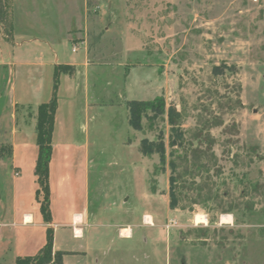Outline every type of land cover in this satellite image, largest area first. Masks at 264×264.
<instances>
[{
    "label": "rangeland",
    "instance_id": "1",
    "mask_svg": "<svg viewBox=\"0 0 264 264\" xmlns=\"http://www.w3.org/2000/svg\"><path fill=\"white\" fill-rule=\"evenodd\" d=\"M43 2L36 3L37 12L44 10ZM83 5L48 0L49 18L35 24L56 39L72 26V42H59L56 49L69 58L72 47L87 53L92 83L105 94L101 102L118 117L119 129H113L108 112L99 124L98 197L111 206L118 197L120 204L126 197L144 203L164 229L157 246L143 242L145 229H135V252L122 253L119 264H264V0ZM62 73L69 78L74 69ZM156 99L164 110H148L141 131L129 121L125 130L127 103ZM0 134L6 139L9 129ZM143 140L162 148L144 155ZM133 163L147 171L143 186ZM198 217L206 222L198 223ZM107 231L105 244L112 250L130 246L116 229ZM60 238L67 242L62 248L79 249L82 243L67 232ZM80 262L71 258L64 264Z\"/></svg>",
    "mask_w": 264,
    "mask_h": 264
},
{
    "label": "crops",
    "instance_id": "2",
    "mask_svg": "<svg viewBox=\"0 0 264 264\" xmlns=\"http://www.w3.org/2000/svg\"><path fill=\"white\" fill-rule=\"evenodd\" d=\"M37 2L10 0L11 28L0 38V131L9 129L6 139L0 134V146L11 147L10 155L0 157V264H15L19 257L36 255L46 245L48 231L53 233L55 252L71 253L64 256L63 264L71 258L81 260L80 264H119L117 257L122 253L127 256L135 252V229H145L143 242L151 240L153 246L161 241L164 229L155 212L144 203L131 202L126 197L120 204L118 197L111 206L98 197L103 173L102 149L95 147L99 124L108 112L113 129H119L118 117L112 106L101 102L105 94L92 83L87 53L72 47L69 58L56 49L59 42H72V26L58 39L38 28L35 21L47 20L49 13L48 0H44L45 8L39 12L35 10ZM83 4L85 7L86 0ZM61 67L73 68L74 74L67 78L61 72L58 89L54 90L55 76ZM94 73L98 75L95 70ZM54 96L57 108L49 177L51 220L47 222L41 211L42 197L37 199L36 124L38 107ZM125 121L126 130L127 115ZM131 168L143 186L145 167L133 163ZM93 174L97 182L95 197ZM107 229H116L117 238L130 246L112 250L114 246L105 244ZM64 232L82 241L79 249L62 248L67 245L60 238ZM142 256L150 259L152 253Z\"/></svg>",
    "mask_w": 264,
    "mask_h": 264
},
{
    "label": "trees",
    "instance_id": "3",
    "mask_svg": "<svg viewBox=\"0 0 264 264\" xmlns=\"http://www.w3.org/2000/svg\"><path fill=\"white\" fill-rule=\"evenodd\" d=\"M9 1L0 0V27L5 31H9L11 23L9 19ZM8 3V4H7ZM57 70L56 78L62 72V69ZM57 86V85H56ZM55 86V90L57 87ZM156 104V106H155ZM57 108L56 97L54 96L49 103L41 104L38 107L37 112V124H36V143L39 149L38 158L35 166V176L37 178V184L39 186L37 190V199L42 197L41 211L45 221L50 222V162L53 152L52 135L54 128V116ZM128 108V121L129 125L137 131L143 129L142 120L144 117H148V110H153L155 114L158 109L163 111L165 108L164 102L161 99H156L155 103H140L137 101H131L127 103ZM157 110V111H156ZM171 122L174 119L170 113ZM162 148L160 144H152L149 141L143 140L141 142V153L144 155H151L154 149L158 150ZM11 153L10 146H0V157L8 156ZM71 253L55 252L53 246V233L48 231L46 245L34 256L17 258L15 264H63V258L65 255Z\"/></svg>",
    "mask_w": 264,
    "mask_h": 264
},
{
    "label": "bare ground",
    "instance_id": "4",
    "mask_svg": "<svg viewBox=\"0 0 264 264\" xmlns=\"http://www.w3.org/2000/svg\"><path fill=\"white\" fill-rule=\"evenodd\" d=\"M223 221H225L226 223H229L231 221L230 217H224ZM206 220L203 217H198V223H205Z\"/></svg>",
    "mask_w": 264,
    "mask_h": 264
},
{
    "label": "built area",
    "instance_id": "5",
    "mask_svg": "<svg viewBox=\"0 0 264 264\" xmlns=\"http://www.w3.org/2000/svg\"><path fill=\"white\" fill-rule=\"evenodd\" d=\"M171 224H174V223L171 222ZM175 225H176V223H175Z\"/></svg>",
    "mask_w": 264,
    "mask_h": 264
}]
</instances>
